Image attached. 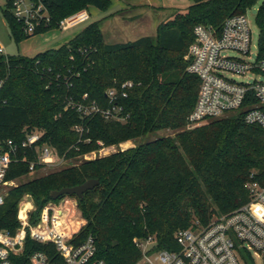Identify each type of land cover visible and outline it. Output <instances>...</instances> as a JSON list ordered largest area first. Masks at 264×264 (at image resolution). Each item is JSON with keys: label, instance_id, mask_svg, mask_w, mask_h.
Returning a JSON list of instances; mask_svg holds the SVG:
<instances>
[{"label": "trees", "instance_id": "obj_1", "mask_svg": "<svg viewBox=\"0 0 264 264\" xmlns=\"http://www.w3.org/2000/svg\"><path fill=\"white\" fill-rule=\"evenodd\" d=\"M191 1L185 11L161 23L155 37L108 43L96 21L66 44L34 57L0 53V78L5 81L0 90V138L21 144L27 131L38 128L44 132L39 144L53 146L68 162L61 169L29 178L44 167L36 165L32 171L37 153L34 148H21L23 159L12 163L6 179L27 180L8 189L0 206V230L14 233L19 228V205L26 195L36 205L31 217L35 222L47 202L61 198H52L53 190L96 178L100 184L82 198L73 195L86 220L74 242L93 235L98 247L95 258L108 264H135L142 256L136 239L154 236L155 249L178 250L177 231L206 226L215 216L249 202L248 183L264 182V130L244 121L246 107L230 112L233 115L190 123L200 79L188 72L186 55L196 25L219 31L228 17L247 12L259 0ZM44 2L52 23L34 35L57 29L62 18L80 9L107 10L111 5V0ZM11 7L8 0L3 10L11 36L17 42L33 36L24 32ZM256 22L263 38L264 0ZM127 81L133 87L124 97L122 85ZM111 88L119 90L113 102L107 97ZM71 101H96L102 108L116 104L123 108L126 121L107 119L100 113L83 116L68 107ZM76 126H82L83 133ZM166 129L175 136L84 158ZM43 248L28 238L21 261Z\"/></svg>", "mask_w": 264, "mask_h": 264}, {"label": "built area", "instance_id": "obj_2", "mask_svg": "<svg viewBox=\"0 0 264 264\" xmlns=\"http://www.w3.org/2000/svg\"><path fill=\"white\" fill-rule=\"evenodd\" d=\"M9 1L14 17L27 35H34L51 25L52 17L44 0ZM252 8L228 17L219 31L205 24L195 26L194 41L186 59L188 72L198 76L200 87L195 108L189 116L190 123H201L207 118L221 117L246 107L244 121L264 130V37L261 36L258 45H254L248 15ZM90 18L89 9H80L62 18L58 28L68 30ZM229 52L238 55H229ZM0 53L5 54L1 44ZM4 82L0 78V90ZM131 87V81L123 83L121 95L126 97ZM118 91L117 88L108 90L110 102L115 100ZM70 106L83 116L100 113L107 119L126 121L121 114L123 108L116 104L102 108L96 101L87 104L71 101ZM75 130L83 133L84 128L76 126ZM43 135L44 132L36 128L26 132L21 144L14 139L0 138V206L5 203L6 188L14 182L6 179L10 167L23 159L19 156L21 148H34L37 153V161L30 166L32 171L36 165L46 168L67 162L53 146L39 144ZM248 190L249 202L233 212L215 216L206 226L177 231L178 250L155 249L157 241L154 236L136 239L142 256L135 264H248L247 257L255 263L254 255L264 264V182L252 180L248 183ZM29 197L27 195L20 202V226L16 232L0 230V264H108L104 259L95 258L98 247L93 235L79 244L74 242L86 224L77 198L64 195L59 200L47 202L32 222L35 209ZM27 202L30 205L22 215V205ZM76 214L81 216L78 228L73 221ZM28 238L45 245V248L35 250L28 260L21 261ZM50 248H54V252Z\"/></svg>", "mask_w": 264, "mask_h": 264}, {"label": "rangeland", "instance_id": "obj_3", "mask_svg": "<svg viewBox=\"0 0 264 264\" xmlns=\"http://www.w3.org/2000/svg\"><path fill=\"white\" fill-rule=\"evenodd\" d=\"M116 1L119 2L120 0H116ZM121 1L130 2V3H137V2L141 3L140 0H121ZM144 1L149 2L152 7H149L148 5H143V6H140L136 10L121 11L119 17L114 18L111 22H106L102 24L105 26L106 34L107 33L109 34L110 32L115 34L112 37L107 35V40L109 43H121V42L134 41L137 39L135 35L138 34L140 31L144 32V34L146 35L155 37L157 34L156 32L157 24L159 22L169 20L175 17V15L178 12L185 11V9L192 3L191 0H144ZM262 2L263 0H259L256 3V5H254V7L248 12L251 28L253 31L254 45H258L260 38H261V30L256 22V15H257V10L262 4ZM7 5H8V0H0V44L4 47L5 54H9V55H25L29 57H34L37 54L44 52L48 49L58 48L66 44L71 38H73L78 33H80L88 25H90L93 22L99 21L101 18L98 15V9L94 6H91L90 8H87L89 9L90 14H91V18L88 22H85L83 24L70 28L68 30H62L59 28L52 29L47 32L33 35L30 38H26V39H23L17 42L15 38L11 36L10 27L4 17L3 10ZM117 6L114 9L104 11L103 12L104 16L108 15V13H110L111 10L118 9ZM141 12H144L143 17L145 18L146 16H148L149 17L148 19H150V22H151L150 23L151 25L148 26L149 21H147V26H144L145 28L144 31L140 29V26H139L140 21L138 19L135 21L129 19L128 17H126L125 20L122 19L123 16H128L130 14H140ZM125 24L128 25L127 28ZM154 26L156 27L154 28ZM228 54L234 55V56L238 55L235 52H229ZM236 79L241 80V78H237V77ZM233 114L235 113H229L228 115H233ZM175 134L176 133L172 131L171 129L161 130L153 134H149L145 138L140 139L138 141L131 140V141L119 144V145H112L109 147H105L104 149L95 151L96 152L95 154L93 152L89 153L87 157L84 156V158L85 159H95L98 156H105V155H109L116 151L126 150L128 148L134 147L136 144L140 142L144 143L149 140H155L159 137H166V136L174 137ZM67 164L68 162H64L59 165L46 167V168L44 167L38 174H32L30 175L29 178H33L35 176L45 174V173H48L56 169H61ZM26 180L27 178H23V179L14 181L12 184L8 185V187L6 188V191H8L10 187L16 186L19 183L26 181ZM26 196L24 198H26ZM72 197H75V196H72ZM28 199L31 200L33 209H35L34 211H36V205L34 203L33 198L30 196ZM24 205L27 207L30 204L27 202V203H24ZM38 215L39 213L36 216ZM73 221H74V225L76 226V228H78L79 224L81 223V216L76 214L73 217ZM254 259H255V263L249 257L246 258V261L248 264H263L262 260L256 255H254Z\"/></svg>", "mask_w": 264, "mask_h": 264}, {"label": "crops", "instance_id": "obj_4", "mask_svg": "<svg viewBox=\"0 0 264 264\" xmlns=\"http://www.w3.org/2000/svg\"><path fill=\"white\" fill-rule=\"evenodd\" d=\"M141 1V3H139V2H137V3H130V2H122L121 0L118 2V1H114V0H111V5H110V7L107 9V10H110V9H114L117 5V7H118V9H116V10H111L110 11V13H108V15H105L104 16V11H107V10H101V9H98V15H99V17H101L100 18V20L98 21L99 22V24H100V26H101V29H102V32H103V34H104V37H105V40H106V42H108V40H107V35H109L110 37H112L113 35H115V34H113L112 32H110L109 34L107 33H105V26L104 25H102L103 23H106V22H111L114 18H117V17H119L120 16V13H121V11H124V10H136V9H138L140 6H143V5H148L149 7H152L151 6V4L149 3V2H145L144 0L142 1V0H140ZM143 2V3H142ZM120 6V7H119ZM143 15H144V12H141L140 14H130V15H128V16H123L122 17V19L123 20H125V18L126 17H128L129 19H131V20H133V21H135V20H139L140 21V24H139V26H140V29H142L143 31H144V26H147V21H149V23H148V26H150L151 24V22H150V19H148L149 17L148 16H146L145 18L143 17ZM148 19V20H147ZM166 21V20H165ZM165 21H162V22H159L158 24H157V28H156V32H157V30H158V27H159V25L161 24V23H163V22H165ZM125 26H126V28L128 27V25L127 24H125ZM156 26H154V28H155ZM157 35V34H156ZM143 36H149V35H146V34H144V32H139L138 34H136L135 35V37H137V39L138 38H140V37H143ZM153 37V36H152ZM109 43V42H108ZM23 206L24 207H26L24 204H23Z\"/></svg>", "mask_w": 264, "mask_h": 264}, {"label": "water", "instance_id": "obj_5", "mask_svg": "<svg viewBox=\"0 0 264 264\" xmlns=\"http://www.w3.org/2000/svg\"><path fill=\"white\" fill-rule=\"evenodd\" d=\"M100 184V180L96 178H91L86 180L84 183L73 186V187H64L60 190H53L51 192V196L54 199H58L61 196L64 195H76L79 198H82L84 196V193L90 189H93L97 185Z\"/></svg>", "mask_w": 264, "mask_h": 264}, {"label": "bare ground", "instance_id": "obj_6", "mask_svg": "<svg viewBox=\"0 0 264 264\" xmlns=\"http://www.w3.org/2000/svg\"><path fill=\"white\" fill-rule=\"evenodd\" d=\"M26 207H24V209H25Z\"/></svg>", "mask_w": 264, "mask_h": 264}]
</instances>
